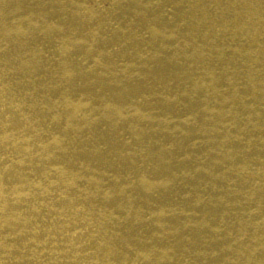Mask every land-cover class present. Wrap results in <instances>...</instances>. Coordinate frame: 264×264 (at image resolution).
<instances>
[{
	"label": "bare ground",
	"instance_id": "obj_1",
	"mask_svg": "<svg viewBox=\"0 0 264 264\" xmlns=\"http://www.w3.org/2000/svg\"><path fill=\"white\" fill-rule=\"evenodd\" d=\"M0 264H264V0H0Z\"/></svg>",
	"mask_w": 264,
	"mask_h": 264
}]
</instances>
